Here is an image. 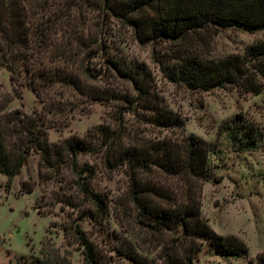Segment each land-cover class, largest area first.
Here are the masks:
<instances>
[{"label":"rangeland","instance_id":"1","mask_svg":"<svg viewBox=\"0 0 264 264\" xmlns=\"http://www.w3.org/2000/svg\"><path fill=\"white\" fill-rule=\"evenodd\" d=\"M131 2L0 0V116L22 112L42 126V140L61 148L63 160L71 144L89 148L76 159L83 183L102 203L97 215L67 166L41 167L31 152L9 191L0 174V264L40 258L49 239L69 264H83L80 247L64 235L74 222L104 264H187L188 257L190 264H264V78L259 93L235 86L204 91L175 73L190 55L244 56L264 40V30L210 26L183 41L167 40L152 33L154 12H132ZM155 107L167 109L170 122H158ZM107 135L115 151L108 158L109 141L99 149ZM189 137L205 148V181L177 166L166 169L169 159L181 160ZM133 148L156 154L155 165L134 171L118 158ZM179 207L198 209L214 234L183 238L154 213ZM86 210L95 217L81 218ZM217 236L246 253L226 255Z\"/></svg>","mask_w":264,"mask_h":264},{"label":"trees","instance_id":"2","mask_svg":"<svg viewBox=\"0 0 264 264\" xmlns=\"http://www.w3.org/2000/svg\"><path fill=\"white\" fill-rule=\"evenodd\" d=\"M130 7L132 12L150 8L155 14L149 21L152 26V33L172 41H183L187 35L198 34L199 31L208 29L210 26L235 27L248 33L264 30V0H133ZM5 31V28H1L2 34H6ZM38 35L44 38L46 33H38ZM6 41L15 42L8 40V38ZM1 48L2 45H0ZM3 55H1L2 58L5 57ZM4 66L10 71L14 70V67L8 62ZM177 67L176 76L188 87L206 91L214 87L235 86L245 92L259 93L262 89L259 78H264V40L253 43L244 56L232 55L226 59L209 61L200 59L196 55H190L183 58ZM82 74L85 77L84 71ZM63 82L68 83V80H63ZM34 91L37 97L41 96L39 87L34 88ZM139 91L145 93L143 90ZM151 104L156 105L153 102ZM154 111L157 112L156 120L158 122L163 123V125L166 121L170 122L172 117L167 109L155 107ZM43 132L42 126L35 127L31 120L19 110L9 111L0 116V174L6 178L5 190L9 191L13 178L20 173L28 155L31 152H36L40 156L39 165L41 167L60 168L67 166L78 177L81 193L96 206L98 215L102 203L98 195L83 183L85 170L79 168L76 159L78 152L91 150L82 144H71L68 148V155L63 160L60 147L42 140L40 135ZM107 139L99 146V149L103 148L105 143L109 141L105 149L108 158L110 154L114 155L115 151L113 150L114 138L109 140L110 137L107 135ZM154 156L156 157V154ZM154 156L141 153L133 148L123 151L122 154L118 155V158L133 168L134 171H142L149 165H155L154 162L158 157L154 158ZM174 157L176 160L174 158L169 159L171 164L167 165V171H173L174 166H177L181 170V174L187 178L206 180L207 156L201 140L189 137L181 160L176 156ZM158 164L162 165L163 163ZM24 184L29 183L25 182ZM24 192L31 193L32 187H28ZM82 213L80 216L84 219L95 217L88 210ZM154 213L160 220L172 222L177 226L181 230L183 238L191 236L210 238L214 234L199 219L198 209L187 207H179L174 210L155 209ZM64 235L73 238L80 247L83 264H104L96 248L76 222L64 229ZM217 238L220 240L218 247L226 255L239 258L243 253H246L242 244L237 246L233 245L234 243H231L227 238L220 236ZM191 262L192 258L188 257L187 264ZM19 264L69 263L65 257L60 255L59 250L49 239L41 248L40 258L21 256Z\"/></svg>","mask_w":264,"mask_h":264}]
</instances>
